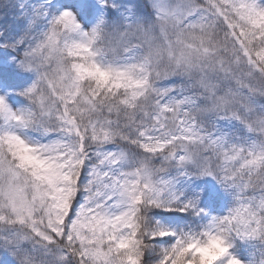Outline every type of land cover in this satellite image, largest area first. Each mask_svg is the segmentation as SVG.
Listing matches in <instances>:
<instances>
[{
  "label": "snow or ice",
  "instance_id": "obj_1",
  "mask_svg": "<svg viewBox=\"0 0 264 264\" xmlns=\"http://www.w3.org/2000/svg\"><path fill=\"white\" fill-rule=\"evenodd\" d=\"M0 264H264V0H0Z\"/></svg>",
  "mask_w": 264,
  "mask_h": 264
},
{
  "label": "rangeland",
  "instance_id": "obj_2",
  "mask_svg": "<svg viewBox=\"0 0 264 264\" xmlns=\"http://www.w3.org/2000/svg\"><path fill=\"white\" fill-rule=\"evenodd\" d=\"M69 2H71V3H76L77 0H69Z\"/></svg>",
  "mask_w": 264,
  "mask_h": 264
}]
</instances>
